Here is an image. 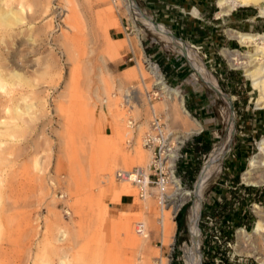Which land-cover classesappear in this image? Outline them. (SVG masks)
Listing matches in <instances>:
<instances>
[{"label": "rangeland", "instance_id": "obj_1", "mask_svg": "<svg viewBox=\"0 0 264 264\" xmlns=\"http://www.w3.org/2000/svg\"><path fill=\"white\" fill-rule=\"evenodd\" d=\"M115 1L91 0L86 4L82 0H0V13L12 12L10 19L24 18L22 23L3 31L0 62L21 74L24 90L27 89V92L21 91L25 95L17 94L15 100V97L9 100L8 105L19 107L23 115L16 116L6 135H0V152L6 159L5 166L0 167V210H5L7 221L2 235L12 245L7 244L6 248L9 247L14 258L32 260L37 253L35 259L39 263L36 264H57L59 260L62 264H155L158 259L168 264H185L184 249L191 244L189 212L195 202L192 191L196 179L192 184L186 179L181 162L188 161L191 167L200 164L197 178L209 153L230 126L231 143L221 161V169L199 195L196 254L200 264L209 260L221 264L216 254L222 252L233 264H260L252 253V242L256 240L253 230L262 221L255 205L264 207V184H246L243 174L254 155L264 159V152L257 145L264 137V119L261 123L251 120L252 113L259 116L258 112H264V108L256 105L260 92L253 85L255 78L246 71L255 63L250 64L245 55L250 47L239 40L237 47L221 44L218 54L211 55L171 32L185 45L179 49L136 17L140 62L142 67L149 63L156 68L162 83L179 93L184 112L175 103L174 113L193 123L194 118L199 120L190 111V102H199L212 111L208 135L211 149L203 154V145H198L192 155L183 154L177 163L175 179L166 187L170 198L175 192V182L191 191L173 214L172 243H162L160 221L162 213H172L176 198L164 206L150 185L144 198L133 187L135 195L123 196L122 203L116 202L113 190L103 189L105 168L106 172L112 168L107 178L114 177V171L120 168L130 170L140 166L146 175L149 172L152 157L144 147L148 165L144 161L128 163L121 155L126 151L135 152L150 130L151 111L165 120L170 138L183 142V153L184 144L202 131L201 126L198 133L183 138L181 127H176L170 117L174 108L170 94L161 85H155L150 74L139 75L132 52L124 46L132 35L124 28V0ZM134 1L141 14L157 23L138 0ZM43 2H48L50 10L40 14ZM249 7L258 14L256 7ZM258 19L264 26V17ZM223 28L230 41L228 29L235 28L225 25ZM115 31L121 32L118 35L121 38H115ZM185 50L190 58L183 54ZM224 50L238 51V60L233 62ZM175 59L182 61L186 69L179 78L173 79L165 62ZM259 62L264 63V58ZM197 67H202L205 79ZM199 94L200 101L196 100ZM115 100L121 104L128 131L121 142L116 139V124L108 106ZM1 110L2 116H8ZM238 147L245 156L243 167L234 165L239 159ZM147 200L152 201V206L144 209L140 204ZM187 202L184 224L178 229L175 217ZM138 222L144 226L141 232L137 230ZM19 224L20 228L36 225L42 235H36L32 242L33 232L18 230ZM241 230L249 235L242 239ZM40 242L41 253L37 252ZM23 243L22 251L17 253ZM51 244L59 252L54 253Z\"/></svg>", "mask_w": 264, "mask_h": 264}, {"label": "bare ground", "instance_id": "obj_2", "mask_svg": "<svg viewBox=\"0 0 264 264\" xmlns=\"http://www.w3.org/2000/svg\"><path fill=\"white\" fill-rule=\"evenodd\" d=\"M112 1L116 2L115 0H112ZM82 2L89 4L91 2V0H82ZM120 2H122V1H120ZM217 4L220 8V12L224 15L229 14L233 9H235L236 7H239V6H254L257 8L259 15L261 17H264V0H217ZM40 10H41L40 14L47 13L50 10V8L48 6V2H46V3L43 2L40 6ZM124 11L126 12V14H134V15L140 17L139 19H141V20H139V21L142 22L144 25L148 26L149 30H152V32L158 34L160 37L164 38L168 42L174 43L176 46L179 47V49H181L182 46H185L184 44H182V42H180L177 38H175L171 34V32L169 30H167L165 27H163L162 25H160L158 23H154L152 20L145 17V15L141 14L139 12V10L137 9L136 3L134 0H124ZM10 15H12V12H9L7 15H6V12L0 13V39H1V41H2L3 31H5L6 29H11L15 24H20L23 22V19H24L23 17L14 16L10 19V18H8V17H10ZM12 19H13V21L11 22ZM111 22H113V21H111ZM49 24H50L49 22L46 23L47 27ZM135 29H137V28L135 26H133V28L131 30L132 35H130L127 38V41H125L124 46L132 52V57L134 58V63L137 67V71H138L139 75L144 76V72L150 74L153 77V83L155 85H157V84L161 85V88H163L165 91H167L170 94L171 99L173 100V104H174V108L172 109L173 113H172V115H170V117L172 118L173 124H175L176 127L177 126L181 127L180 132L182 134V137L186 138L187 136H189V135L197 132L198 130H200L199 123L196 119H194L193 123H192V122L188 121V119H186V117H182V116L180 117L178 115V113L177 114L174 113V111L176 112V109H177L176 108L177 103L179 104L181 111L184 112V109L182 106V99L180 98L179 93L172 88H167V86H165L162 83L161 78L159 77V74L157 72V69L152 67V66H149V63L142 67V64L140 62V58L137 54L138 49H139V41L137 39V34H136ZM230 36L237 38L240 42H243L248 47H250V49L246 51L245 55L249 58L250 64L253 62H255V63L252 65V67L248 68L246 71H247L248 76H250L251 78H255V79H253V81H254L253 85L255 87H257L259 89V92H260L258 100L256 101V105L259 108L263 109L264 108V63H260L259 60L264 58V32L250 33V32H235V31L233 32L232 31L230 33ZM119 41H121V40H119ZM124 46L122 48H124ZM224 52L229 55L230 59L233 62L238 60L236 57L237 54L239 53L238 51L230 52L228 50H224ZM183 54L187 58H190V56H191L188 53V51H186V50L183 52ZM0 60H1V55H0ZM5 64L0 62V93H1V95H0L1 96L0 107L4 106V109L3 110L0 109V110L3 112H6L8 114V116L4 117L0 114V135L5 134V132L7 134V131H9L11 126L14 124L12 121L15 120L16 116L21 117V115H23L21 112V109H19V107H13V106L8 105L9 104L8 102H10L9 100H11L13 97H15L14 98V100H15L16 99L15 95H17V94H19V97L22 95H25L24 92H23L24 94L21 93V91L24 90V87H23L24 86V80H23L24 78H21L23 76L19 77V75H21V74H17L18 72H16V70L13 71L12 69L8 68V66ZM193 66H194V64H193ZM201 68L197 67L196 68L197 72L203 77V79H205L204 75H202V74H205L204 70H202ZM16 85H19V86L16 88H13ZM212 87L215 89V86H212ZM26 90H24V91H26ZM215 90H217V89H215ZM127 96H128V94H127ZM16 101L18 102V100H16ZM127 101L129 102L130 98H128ZM119 105H121V104H119L118 101H116V100L112 101L108 105L109 107H111L112 114L114 116V124H116L115 125L116 126L115 127V134H116V139L118 141L121 140L122 136L126 137V135L128 133V131L126 130V127L124 125V117L125 116H124V113L122 111L121 106H119ZM185 112L188 113L187 111H185ZM12 113H14V115ZM154 115L157 116L158 114H156L154 111H151V116H154ZM159 117H160L161 121L165 124L166 131L170 134V130L168 129L165 120L162 119V117L160 115H159ZM228 117H230V116H228ZM231 120H232V118H231ZM150 121H151V119H150ZM8 137L6 136V138H8ZM231 138H232V132L230 131V126H229L225 137L209 153L206 161L204 162V164H203V166H202L201 170L199 171L198 176L196 178L194 188L192 191L194 196H195V202L191 206L190 212H189V223L191 226V229H190L191 236L190 235L189 236L191 237V244H190V246L185 247V249H184L185 264H200L199 255L196 254V251L198 248V244H197V240H198L197 239V237H198V231L197 230L198 229L196 227V223L198 220L199 195H200L201 190L205 187V185H207L209 182H211V180L213 181V179L218 175V173L221 169V161L223 160L224 156L226 155V153L230 147ZM3 139H5V138H3ZM257 145H258L259 149L261 150V153L264 152V137L257 142ZM119 146H120V148H123L120 144H119ZM143 147L145 148V150H147L150 153V155L152 157V151L149 148L145 147L144 140L142 138L141 143H138V146L136 147L135 152L134 153L132 152L133 154L132 153L129 154V153H127V151L124 152V154L121 155V159L123 161H127L128 163H130V162L135 163V162H143L144 161L148 165L149 161L146 158V156L144 155V148ZM123 151H124V148H123ZM261 153H259V155ZM5 160L6 159H5L4 153L0 152V167L5 166V165H3ZM151 160H152V158H151ZM137 167H140V166H137ZM140 168L144 172L143 168L142 167H140ZM132 169H130V170H132ZM256 169L258 171H261V172L259 174L254 173V171ZM104 170L107 171L106 168ZM110 170H112L111 167L108 168V172L104 171V178H105L106 184L104 185L103 189H105L106 191L113 190L116 202L121 201L123 196L133 195L134 194V188L133 187L137 188V186H135L133 184V182L130 178H124V177L118 176L119 171H130V170L123 169V168L117 169L113 173L114 177L109 176L107 178V175L110 174L109 173ZM144 176L145 177L147 176L145 174V172H144ZM174 179L175 178H172L170 182H172V180H174ZM243 181H244V183L249 184V185L264 184V159L263 158L259 159L258 155H254L250 159L249 167L247 168V170L243 174ZM149 186L146 187V191L144 192V195L141 197L139 195V189L137 188L138 196L140 198H144L148 194ZM174 186H176V188H175V192L173 194V197L171 199L176 198V201L173 204V208H172L173 211H172V213L170 211L169 212L167 211L166 213H162V216H161L162 220L160 222H161L162 243H172L173 236H174V230H175V223L172 220L173 214H175L176 211L179 209L178 207H180V205H182L181 203L184 202V199L186 198V196L191 194L190 190L183 189L176 182L174 183ZM134 204H135V202H134ZM162 205H164V204H162ZM140 206H142L144 209H147L148 206H152V201H148V200L145 202L142 201ZM255 207L257 208L256 211L260 214V216H262V221L260 220V223H258L257 226L253 230V232L256 234V240L254 243L252 242V245H253L252 246V253L259 260L260 264H264V220H263L264 219V213H262V211H264V207H260L259 205H255ZM5 218H6V212H5V210L2 209V210H0V264H36V263H39V262H37L38 259L37 260L35 259L37 257L36 252H35L36 257L34 258L35 259V261H34V259L28 260V259H24L23 257H22V259L21 258H14L12 251L9 249V247L6 248V245L9 244L11 241L8 242L9 239L6 240L5 236L2 235L4 232V229H5V225H7V223H6L7 221L5 222ZM16 226H19V229L18 228L17 229L20 231H32L33 233H32L31 238H30V239H32V242L35 241L33 239H34V237H37L36 235H38L40 233L42 235V231H40V229L36 225L33 226V225L29 224L28 226L24 225L21 228H20L21 224L16 225ZM136 226H137L138 232H141L143 227H144L141 222H138L136 224ZM58 228H60V226H58ZM241 232H242L241 233L242 239L245 236L249 235L248 233L246 234L244 230H241ZM38 238H40V237H38ZM18 242H20V241H18ZM12 243L15 244V241ZM10 244H9V246H12ZM15 245L18 246V244H15ZM22 246H24V243L20 244L19 249L17 250V253L22 251V249H23V248H21ZM50 246L53 247L54 250H52V251H54V253L59 252L60 249H58L56 245L51 244ZM42 248H43L42 242H40L39 245L37 244V250H38L37 252L41 253L43 251ZM13 249H14L13 252H15V249H16L15 246L13 247ZM33 256H32V258H33ZM40 258H42L41 254H40ZM56 263L62 264V260H59L58 262L56 261ZM161 263L163 264L162 261H161ZM44 264H45V262H44ZM48 264H50V263H48ZM69 264H71V263H69Z\"/></svg>", "mask_w": 264, "mask_h": 264}, {"label": "crops", "instance_id": "obj_3", "mask_svg": "<svg viewBox=\"0 0 264 264\" xmlns=\"http://www.w3.org/2000/svg\"><path fill=\"white\" fill-rule=\"evenodd\" d=\"M141 6L147 10L150 15L154 18L155 22L162 24L164 27L169 28L170 32L173 33L175 37H179L181 40L187 42H192L195 45L201 47L206 52L211 55L218 54V47L221 44L234 45L237 47V38L230 36V33L243 32L242 30H253L257 32H262L264 26L260 23L262 20L258 19L261 16L256 14L253 8L249 6H239L233 9L229 14L224 15L220 12V8L217 4V0H138ZM217 5V6H216ZM216 7L218 10L216 11ZM123 25V24H122ZM231 26L235 29H228V35L231 38L229 41L228 37L225 35V28L223 26ZM264 32V31H263ZM117 38H121L118 35L121 33L119 31L114 32ZM252 33V32H250ZM236 39V40H234ZM228 40V41H227ZM157 55L158 50H153ZM216 53V54H215ZM217 57V56H214ZM124 62H121L122 65ZM171 73V78H179L186 66L182 61L170 60L165 62ZM200 101V94L196 98ZM189 109L194 113L199 120V127L202 126L201 132L194 136L198 145H202L205 141H208L210 134V124L212 117V111L208 107L203 106L199 102H190ZM187 111V110H186ZM188 112V111H187ZM257 113H252V121L262 122L264 119V112L259 111ZM190 115V113L188 112ZM254 115V116H253ZM195 119V118H194ZM253 123V122H252ZM258 124V123H257ZM191 140V142L193 141ZM238 154L236 157L237 163L234 164L236 167H243L245 162V156L241 151V148H236ZM184 154L192 155L193 151L189 149H184ZM243 156L244 159L241 157ZM235 157V156H234ZM188 161H182L181 164L189 165ZM123 203V198L121 200Z\"/></svg>", "mask_w": 264, "mask_h": 264}, {"label": "built area", "instance_id": "obj_4", "mask_svg": "<svg viewBox=\"0 0 264 264\" xmlns=\"http://www.w3.org/2000/svg\"><path fill=\"white\" fill-rule=\"evenodd\" d=\"M124 17V28L131 31L133 26L136 27L135 19L137 16L125 13ZM143 140L145 147L152 151V160L147 176H144L140 167H134L130 171H119L118 176L130 178L139 189L140 197L144 195L146 187L152 185L157 191L158 202L166 206L171 200L166 187L170 184L171 179L176 177L177 163L184 154L182 152L183 142L170 138V134L166 131L165 124L159 115L151 116L150 130L144 135ZM155 264L162 263L158 259ZM163 264H168V262Z\"/></svg>", "mask_w": 264, "mask_h": 264}, {"label": "trees", "instance_id": "obj_5", "mask_svg": "<svg viewBox=\"0 0 264 264\" xmlns=\"http://www.w3.org/2000/svg\"><path fill=\"white\" fill-rule=\"evenodd\" d=\"M202 150H203V154H206L209 152V150L211 149L210 147V144L208 141H205L204 143H202ZM191 151H197V149L199 148L198 144L196 143V139H193V141L189 142L187 141L185 144H184V149H189ZM243 159V156L241 157ZM181 170H182V173L183 175L186 177V179L192 184L195 179H196V175H197V172L200 168V164H196V165H192V167L190 165H182L180 166ZM188 204L189 202L185 203L181 208L180 210L178 211L176 217H175V220L177 222V225H178V229L180 227H182V225L184 224V214L188 208ZM223 217H226V215L224 214ZM226 236L228 238H230V234L229 233H226ZM231 239V238H230ZM216 253V252H215ZM220 257V263L221 264H233L232 262L229 261V258L227 257V255L225 253H219V254H216ZM203 264H215V262L213 260H209V261H204Z\"/></svg>", "mask_w": 264, "mask_h": 264}]
</instances>
